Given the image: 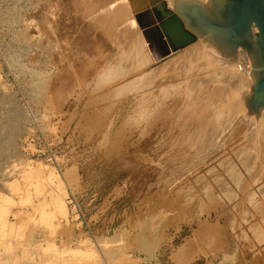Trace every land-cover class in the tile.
I'll list each match as a JSON object with an SVG mask.
<instances>
[{"label": "rangeland", "instance_id": "rangeland-1", "mask_svg": "<svg viewBox=\"0 0 264 264\" xmlns=\"http://www.w3.org/2000/svg\"><path fill=\"white\" fill-rule=\"evenodd\" d=\"M73 3L0 0L1 259L7 264H263L261 252L247 254L252 246L242 235L235 245L227 243L231 219L218 215L214 203L190 208L181 200L180 183L166 182L162 172L160 177L159 140L147 143L151 133L145 134V123L124 122L135 114L131 99L116 107L96 99L94 78L105 64L99 50L113 48V54L118 47ZM171 106L173 112L180 108ZM69 194L87 222L77 217ZM246 208L237 209L239 222ZM207 217L214 228H225L223 245L197 235Z\"/></svg>", "mask_w": 264, "mask_h": 264}, {"label": "bare ground", "instance_id": "bare-ground-1", "mask_svg": "<svg viewBox=\"0 0 264 264\" xmlns=\"http://www.w3.org/2000/svg\"><path fill=\"white\" fill-rule=\"evenodd\" d=\"M198 1L208 3L209 0ZM73 2L74 7L80 4L82 15L91 17V24H97L102 29L103 32L100 29L98 33H104L109 44L111 40L112 45L118 47L115 53L113 48L104 47L99 50V56L104 58L105 64L102 62L104 65L94 78L92 93L98 95L99 91L96 99L107 103L109 101V105L113 103L114 106L121 104L122 100L131 99L132 110L140 114V117L129 113L124 122L132 125L145 123V134L151 133L147 143L153 144L159 140L160 145L155 146L162 150L164 160H159L160 165H156L159 170L157 173L162 172L166 182L171 180L176 181L177 185L180 183L181 200L190 208L197 209L206 200L214 203L213 209L218 215L225 214L231 219V237L227 243L231 241L235 245L242 235L252 246L248 248L247 254L251 256L253 252H261L264 264V109L257 116L247 106L246 97L252 94L254 84L251 76L254 67H251L249 55L242 49H239L236 58L234 55L223 54L218 46L188 28L180 12L168 7V0ZM111 49L113 54L109 52ZM108 56L115 59L111 60ZM50 66L47 65L49 69ZM39 83L44 84L43 81ZM167 99H174L170 104L180 107L179 110L173 112L170 104H160ZM3 135L0 129V142ZM34 170L31 166L30 173ZM245 206L248 208L241 214L247 216V219L243 220L242 215L239 222L235 213L238 208ZM220 209H223L222 212ZM241 214L239 212V216ZM212 215L209 211L208 216ZM238 223L240 232L234 226ZM217 225L214 228V223L209 222L207 217L199 222L196 233L212 242L222 241L223 245L225 241L221 237L225 228ZM188 247L182 251L185 252ZM1 258L0 263L7 264L6 257L5 262Z\"/></svg>", "mask_w": 264, "mask_h": 264}, {"label": "water", "instance_id": "water-1", "mask_svg": "<svg viewBox=\"0 0 264 264\" xmlns=\"http://www.w3.org/2000/svg\"><path fill=\"white\" fill-rule=\"evenodd\" d=\"M168 7L179 11L188 28L223 54L236 58L242 49L249 55L254 84L246 101L258 116L264 109V0H168Z\"/></svg>", "mask_w": 264, "mask_h": 264}, {"label": "built area", "instance_id": "built-area-1", "mask_svg": "<svg viewBox=\"0 0 264 264\" xmlns=\"http://www.w3.org/2000/svg\"><path fill=\"white\" fill-rule=\"evenodd\" d=\"M54 158L55 157H53V159ZM53 159H51V160H53ZM68 198L70 200L69 203L73 204V207L76 209L77 217L81 218L82 222H84V221L87 222L86 218H85V215H84V211L82 209V206L79 203V201L77 200V198L75 197V195L74 194H72V195L69 194Z\"/></svg>", "mask_w": 264, "mask_h": 264}]
</instances>
